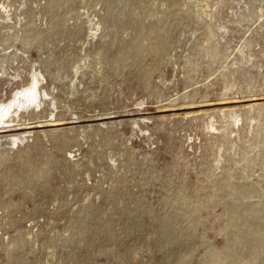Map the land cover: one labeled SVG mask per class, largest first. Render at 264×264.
Segmentation results:
<instances>
[{"label":"rangeland","instance_id":"rangeland-1","mask_svg":"<svg viewBox=\"0 0 264 264\" xmlns=\"http://www.w3.org/2000/svg\"><path fill=\"white\" fill-rule=\"evenodd\" d=\"M0 125V264H264V0H0Z\"/></svg>","mask_w":264,"mask_h":264},{"label":"bare ground","instance_id":"bare-ground-1","mask_svg":"<svg viewBox=\"0 0 264 264\" xmlns=\"http://www.w3.org/2000/svg\"><path fill=\"white\" fill-rule=\"evenodd\" d=\"M23 103V102H22ZM30 103V102H29ZM26 104V103H25ZM24 104V105H25ZM28 105L30 106V104H27V107H28ZM32 105V104H31ZM34 105V104H33ZM26 109V108H25ZM28 109V108H27ZM56 119H62V118H60L59 116H54V117H52L50 120H56ZM36 120H38V119H36ZM48 120V119H47ZM2 121H5V120H2ZM48 122V121H47ZM43 123V122H42ZM59 123V122H58ZM26 124V125H25ZM28 124H30V122H20V123H15V125H18L17 127H18V134L17 135H15V136H23V135H26V134H29L31 131L30 130H27L26 131V129H25V131L24 130H22V128H24V127H19V126H27ZM4 125H7V124H4ZM56 125V124H55ZM0 126H3V125H0ZM64 128H56V129H54V131H59V130H63ZM70 129V128H69ZM49 131H50V133L52 132L51 130H48V129H46V128H43V130H42V133H43V135L45 136V137H47V136H49ZM83 134L85 135V132H86V130L85 129H83ZM55 133V132H54ZM53 135V134H52ZM14 140V139H13ZM75 155L76 154H74V153H70V155H69V157L70 158H72V157H75Z\"/></svg>","mask_w":264,"mask_h":264}]
</instances>
